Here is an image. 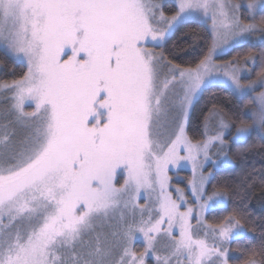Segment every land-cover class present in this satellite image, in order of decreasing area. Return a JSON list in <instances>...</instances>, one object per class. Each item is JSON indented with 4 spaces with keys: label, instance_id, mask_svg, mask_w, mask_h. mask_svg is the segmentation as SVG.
Segmentation results:
<instances>
[{
    "label": "snow or ice",
    "instance_id": "obj_1",
    "mask_svg": "<svg viewBox=\"0 0 264 264\" xmlns=\"http://www.w3.org/2000/svg\"><path fill=\"white\" fill-rule=\"evenodd\" d=\"M9 60L0 264H264V0H0Z\"/></svg>",
    "mask_w": 264,
    "mask_h": 264
},
{
    "label": "trees",
    "instance_id": "obj_2",
    "mask_svg": "<svg viewBox=\"0 0 264 264\" xmlns=\"http://www.w3.org/2000/svg\"><path fill=\"white\" fill-rule=\"evenodd\" d=\"M261 44V42L259 43H256L257 46H259ZM238 52H245L247 51V46H245L244 48H239L237 49ZM233 55H235V53H233ZM230 57H225V59H229ZM14 67V65L11 63V61L9 60L7 62V67L0 70V71H11V69ZM16 72L19 73L20 71H22L21 68L19 67H16L15 68ZM220 101L222 103H225V104H228V103H232V98L227 94V93H220ZM193 127H197L198 124H197V121L194 119L193 120ZM198 135V134H197ZM250 159H253L254 162L256 163V167L259 168L261 167V164H260V157L259 156H256V157H250ZM250 211L253 213V217L254 218H257V217H260V216H264V206H262L258 201L256 200H253L251 202V205H250ZM248 236H251L253 235V233L249 232L247 234ZM245 241L243 238H241L240 240H237L235 241L233 244H232V248L235 249L237 247L238 244H243ZM233 256H234V259H242L240 256H239V253H233Z\"/></svg>",
    "mask_w": 264,
    "mask_h": 264
},
{
    "label": "rangeland",
    "instance_id": "obj_3",
    "mask_svg": "<svg viewBox=\"0 0 264 264\" xmlns=\"http://www.w3.org/2000/svg\"><path fill=\"white\" fill-rule=\"evenodd\" d=\"M253 40L255 43L261 42L259 38V34H257V36L253 38ZM170 175H172V182L174 187L175 186L184 187L186 183V179L190 176V169L174 170L173 173H170Z\"/></svg>",
    "mask_w": 264,
    "mask_h": 264
}]
</instances>
